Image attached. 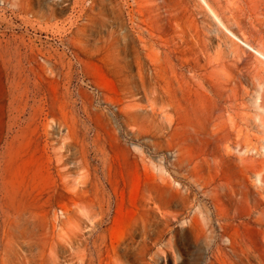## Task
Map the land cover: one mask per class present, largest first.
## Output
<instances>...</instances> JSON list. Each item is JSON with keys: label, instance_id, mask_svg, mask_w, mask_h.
<instances>
[{"label": "rangeland", "instance_id": "rangeland-1", "mask_svg": "<svg viewBox=\"0 0 264 264\" xmlns=\"http://www.w3.org/2000/svg\"><path fill=\"white\" fill-rule=\"evenodd\" d=\"M0 264H264V0H0Z\"/></svg>", "mask_w": 264, "mask_h": 264}, {"label": "bare ground", "instance_id": "bare-ground-1", "mask_svg": "<svg viewBox=\"0 0 264 264\" xmlns=\"http://www.w3.org/2000/svg\"><path fill=\"white\" fill-rule=\"evenodd\" d=\"M241 43H242L245 47L249 48L250 50L255 51L257 54L263 56V53H262L261 51H259V50L255 49L254 47H252L248 42H246V41L243 40V42H241ZM262 56H261V57H262Z\"/></svg>", "mask_w": 264, "mask_h": 264}]
</instances>
